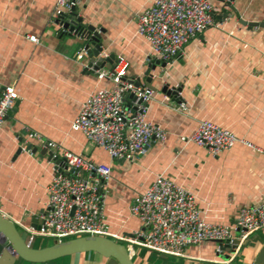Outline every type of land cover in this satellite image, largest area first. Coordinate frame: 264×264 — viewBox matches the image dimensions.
<instances>
[{"label": "crops", "instance_id": "1", "mask_svg": "<svg viewBox=\"0 0 264 264\" xmlns=\"http://www.w3.org/2000/svg\"><path fill=\"white\" fill-rule=\"evenodd\" d=\"M211 1L217 26L192 38L171 65L152 71L154 95L146 104V120L165 132V140L127 162L111 159L71 128L88 94L112 83L84 68L86 55L77 59L85 41L60 31L53 19L57 0H0V87L12 86L18 94L0 126L2 216L18 226H36L48 199L55 161L36 139L24 147L28 133L53 142L57 151L111 168L103 217L112 235L127 238L145 228L130 207L157 176L190 192L201 218L213 225H232L240 208L264 202V28L241 23L264 22V0ZM152 2L81 0L75 8L81 26L99 33L101 53L122 58L127 74L145 85L150 49L136 33L137 16ZM165 86L168 91L162 92ZM202 120L239 141L211 156L188 140ZM234 235L240 244L230 261L219 258L212 241L189 246L179 256L138 248L136 259L146 264L253 262L264 246V230ZM90 257L73 255L68 264H92Z\"/></svg>", "mask_w": 264, "mask_h": 264}, {"label": "built area", "instance_id": "2", "mask_svg": "<svg viewBox=\"0 0 264 264\" xmlns=\"http://www.w3.org/2000/svg\"><path fill=\"white\" fill-rule=\"evenodd\" d=\"M80 1L57 0L53 19L61 32L78 35L69 32L63 22ZM212 13L211 0H153L152 6L137 16L136 33L150 49L147 64L159 61L171 65L192 38L217 26ZM27 38L36 42L35 36ZM85 55L86 50L82 49L77 59L82 60ZM99 58L105 60L107 56L100 53ZM84 68L97 78L110 81L112 87L88 94L71 124L72 130L81 132L111 159L127 162L144 155L151 144L165 140V132L146 120V104L153 99V90L127 74V63L122 58L115 59L110 68L97 66L96 61L91 65L87 62ZM17 99L12 86L0 87V126L13 111ZM179 107L184 105L181 103ZM30 139L42 145L55 166L38 224H19L27 235L24 242L29 247L37 238L57 243L81 236H103L123 242L133 260L138 248L157 255L179 256L185 248L205 241L232 245L236 230L241 234L264 230V202L240 208L232 225H213L201 218L190 192L172 180L157 176L144 193L133 199L130 207L131 216L145 228L127 238L112 235L103 217L111 168L68 151H57L56 144L42 142L33 133L27 134L24 147ZM188 140L205 148L211 156L229 150L239 141L232 132L208 120L200 121ZM3 241L0 236V242ZM217 252L221 253L218 249Z\"/></svg>", "mask_w": 264, "mask_h": 264}, {"label": "water", "instance_id": "3", "mask_svg": "<svg viewBox=\"0 0 264 264\" xmlns=\"http://www.w3.org/2000/svg\"><path fill=\"white\" fill-rule=\"evenodd\" d=\"M81 20L77 17L75 9L65 17L63 26L69 32H76L81 40L85 41L83 47L86 50L88 65L95 62L97 66L110 68L115 62V56L111 55L102 60L99 54L102 51L99 33L93 26H81ZM249 27H263L264 22L248 23L241 22ZM107 62V63H106ZM164 68L163 62L155 61L152 65H148L145 71V79L149 87L153 78L152 71L157 67ZM168 91L167 86L162 89V92ZM173 92L175 90H172ZM175 93V92H174ZM30 148V147H29ZM35 152V149L32 150ZM50 159V156H49ZM0 236L4 238L0 242V264H18V261L27 262L29 264H45L55 260L69 257L77 254H96L105 260L104 264H137L129 256L124 244L103 236H81L62 242L53 243L42 248H33L26 245L23 238L20 236L14 222L5 218L0 214ZM217 244V249L223 253L217 252L221 260L230 261L232 256L236 254L239 240H234L232 245L226 242L213 241ZM8 244L7 248L5 247ZM242 264H264V246L251 263Z\"/></svg>", "mask_w": 264, "mask_h": 264}, {"label": "rangeland", "instance_id": "4", "mask_svg": "<svg viewBox=\"0 0 264 264\" xmlns=\"http://www.w3.org/2000/svg\"><path fill=\"white\" fill-rule=\"evenodd\" d=\"M16 227H17V230H18V232H19V234H20V236L23 238V240L25 241L26 239H27V235L24 233V230H23V228L22 227H20V226H18V225H16ZM118 242H120V241H118ZM54 242L52 241V240H45V239H39V238H37V239H34V242H33V244H32V246L31 247H33V248H42V247H45V246H47V245H50V244H53ZM88 254H90L91 255V257L90 258H92L93 260H90V262L93 264V261H99V259L101 260V257H99L98 255H96V254H92V253H88ZM70 257L71 256H69V257H64V258H61V259H58V260H55V261H53V262H49V263H45V264H68L69 263V259H70ZM139 260H141L140 258H139ZM133 261L136 263H138V264H146L145 262H142V261H138L137 259H136V257H134V259H133ZM156 262H160L159 260H156ZM21 264H29V263H27V262H25V263H21Z\"/></svg>", "mask_w": 264, "mask_h": 264}, {"label": "trees", "instance_id": "5", "mask_svg": "<svg viewBox=\"0 0 264 264\" xmlns=\"http://www.w3.org/2000/svg\"><path fill=\"white\" fill-rule=\"evenodd\" d=\"M122 244H124L123 242H121ZM157 255V254H156ZM21 263H25L23 261H18V264H21Z\"/></svg>", "mask_w": 264, "mask_h": 264}, {"label": "bare ground", "instance_id": "6", "mask_svg": "<svg viewBox=\"0 0 264 264\" xmlns=\"http://www.w3.org/2000/svg\"><path fill=\"white\" fill-rule=\"evenodd\" d=\"M220 27V26H219Z\"/></svg>", "mask_w": 264, "mask_h": 264}]
</instances>
